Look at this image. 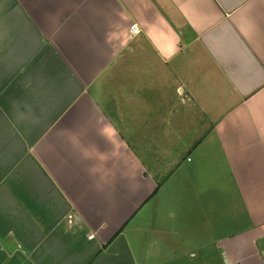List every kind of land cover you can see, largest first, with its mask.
Listing matches in <instances>:
<instances>
[{
	"label": "crops",
	"instance_id": "obj_1",
	"mask_svg": "<svg viewBox=\"0 0 264 264\" xmlns=\"http://www.w3.org/2000/svg\"><path fill=\"white\" fill-rule=\"evenodd\" d=\"M0 264H264V0H0Z\"/></svg>",
	"mask_w": 264,
	"mask_h": 264
},
{
	"label": "rangeland",
	"instance_id": "obj_2",
	"mask_svg": "<svg viewBox=\"0 0 264 264\" xmlns=\"http://www.w3.org/2000/svg\"><path fill=\"white\" fill-rule=\"evenodd\" d=\"M198 70L199 69H195V67H192V65H190V67H188L187 69H185V73H181V81L182 80L190 81V82L191 81H194L195 84L198 83L200 81L199 77L196 74V71H198ZM202 86L203 87H206L204 85H202ZM180 94H182V93H180ZM180 150H184L183 154L186 152L185 149H180ZM178 151H179V149H176V152H178ZM184 156H187V154H185ZM142 160H144V159L142 158ZM164 166H166V165L164 164ZM172 166L173 165H170L168 167H165V169H167V170H166V173H164V178H167L169 176V174L173 171ZM159 180H161V179H159ZM165 198H168V196H165Z\"/></svg>",
	"mask_w": 264,
	"mask_h": 264
},
{
	"label": "built area",
	"instance_id": "obj_3",
	"mask_svg": "<svg viewBox=\"0 0 264 264\" xmlns=\"http://www.w3.org/2000/svg\"><path fill=\"white\" fill-rule=\"evenodd\" d=\"M137 32H138V30H137L136 26H132L131 33L134 34V33H137Z\"/></svg>",
	"mask_w": 264,
	"mask_h": 264
},
{
	"label": "trees",
	"instance_id": "obj_4",
	"mask_svg": "<svg viewBox=\"0 0 264 264\" xmlns=\"http://www.w3.org/2000/svg\"><path fill=\"white\" fill-rule=\"evenodd\" d=\"M165 180H166V179H165ZM161 184H162V183H158V187H160V186H161Z\"/></svg>",
	"mask_w": 264,
	"mask_h": 264
}]
</instances>
